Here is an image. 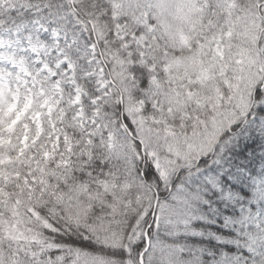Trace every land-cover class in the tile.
Listing matches in <instances>:
<instances>
[{"label":"snow or ice","instance_id":"1","mask_svg":"<svg viewBox=\"0 0 264 264\" xmlns=\"http://www.w3.org/2000/svg\"><path fill=\"white\" fill-rule=\"evenodd\" d=\"M0 264H264V0H0Z\"/></svg>","mask_w":264,"mask_h":264}]
</instances>
